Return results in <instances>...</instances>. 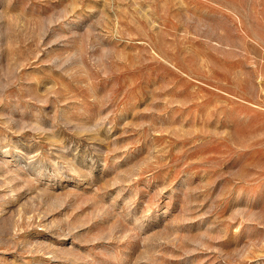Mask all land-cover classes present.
Returning <instances> with one entry per match:
<instances>
[{"label":"rangeland","instance_id":"obj_1","mask_svg":"<svg viewBox=\"0 0 264 264\" xmlns=\"http://www.w3.org/2000/svg\"><path fill=\"white\" fill-rule=\"evenodd\" d=\"M0 264H264V0H0Z\"/></svg>","mask_w":264,"mask_h":264}]
</instances>
